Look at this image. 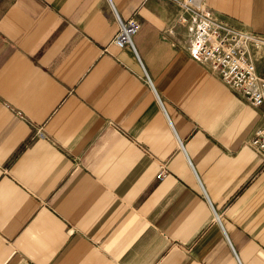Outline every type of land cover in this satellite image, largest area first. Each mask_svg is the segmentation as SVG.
I'll use <instances>...</instances> for the list:
<instances>
[{"label": "crops", "instance_id": "1", "mask_svg": "<svg viewBox=\"0 0 264 264\" xmlns=\"http://www.w3.org/2000/svg\"><path fill=\"white\" fill-rule=\"evenodd\" d=\"M200 8L264 33V0H0V264H264V106L193 53Z\"/></svg>", "mask_w": 264, "mask_h": 264}, {"label": "built area", "instance_id": "2", "mask_svg": "<svg viewBox=\"0 0 264 264\" xmlns=\"http://www.w3.org/2000/svg\"><path fill=\"white\" fill-rule=\"evenodd\" d=\"M168 1L191 10L201 0ZM112 11L119 29L111 43L118 47L133 46V37L139 31L140 23L135 18L124 21L114 8ZM198 14L200 21L194 37L193 53L226 85L250 99L254 106H264V78L250 57L251 48L264 51V33L250 30L232 18L210 15L203 8ZM186 20L185 17L182 19L183 22ZM248 144L264 161V124L256 129ZM166 173V170H161L157 178H165Z\"/></svg>", "mask_w": 264, "mask_h": 264}]
</instances>
